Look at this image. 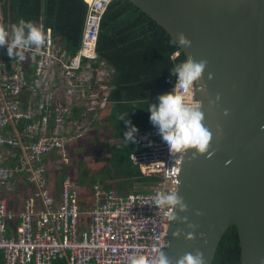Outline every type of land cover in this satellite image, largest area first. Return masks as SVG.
<instances>
[{
    "label": "built area",
    "instance_id": "obj_1",
    "mask_svg": "<svg viewBox=\"0 0 264 264\" xmlns=\"http://www.w3.org/2000/svg\"><path fill=\"white\" fill-rule=\"evenodd\" d=\"M83 1L86 15L74 54L42 18L38 25L48 40L39 53L28 52L19 61L0 48L3 264H125L129 255L152 260L166 248L172 210L156 208L154 198L177 191L184 156L171 160L151 129L137 138L144 141L141 150L129 154L141 176L156 178L146 192L120 194L95 183L82 197L68 175L59 183V194L51 188V166L66 165L69 146L104 121L112 90L114 68L96 50L111 0ZM9 12L5 9L4 20L1 8L0 23L10 29Z\"/></svg>",
    "mask_w": 264,
    "mask_h": 264
},
{
    "label": "water",
    "instance_id": "obj_2",
    "mask_svg": "<svg viewBox=\"0 0 264 264\" xmlns=\"http://www.w3.org/2000/svg\"><path fill=\"white\" fill-rule=\"evenodd\" d=\"M128 1L174 42L183 37L190 45L179 50L184 63L207 61L196 98L213 133L211 155L193 159L189 151L183 158L177 191L187 211L177 215L187 221L169 223L164 253L176 264L199 251L212 264L235 226L240 264H264V0Z\"/></svg>",
    "mask_w": 264,
    "mask_h": 264
},
{
    "label": "trees",
    "instance_id": "obj_3",
    "mask_svg": "<svg viewBox=\"0 0 264 264\" xmlns=\"http://www.w3.org/2000/svg\"><path fill=\"white\" fill-rule=\"evenodd\" d=\"M8 4L11 25L21 19L37 24L41 21L42 0H8ZM2 8L6 20L4 5ZM85 15L83 0H46L43 24L70 54H74L80 45ZM170 43L174 41L168 34L128 0H111L101 21L96 50L114 68L104 120L110 123V138L116 139L113 146L116 156L111 161L114 173L126 179L116 189L119 193L132 182L149 185L156 180L141 176L131 164L129 154L141 150L144 141L128 144L123 137L127 125L120 117L129 118L139 129L138 133L150 130L148 105L155 106L160 97L169 93L174 84L169 72L185 62L184 55L170 48ZM175 52L179 54L173 57ZM119 163L123 166L116 170ZM238 243L235 226H230L221 237L212 264H240ZM0 264H3L2 255ZM54 264L65 263L57 260Z\"/></svg>",
    "mask_w": 264,
    "mask_h": 264
},
{
    "label": "clouds",
    "instance_id": "obj_4",
    "mask_svg": "<svg viewBox=\"0 0 264 264\" xmlns=\"http://www.w3.org/2000/svg\"><path fill=\"white\" fill-rule=\"evenodd\" d=\"M0 6L2 7V2H0ZM9 37L11 38L9 39ZM47 40L45 31L33 21L21 19L12 24L10 29L7 25L0 23V48L6 47L7 55L19 61L25 60V54L28 52L39 53L46 46ZM169 47L184 53L190 49V45L184 41L183 37H177L174 43L169 44ZM206 66L207 61L193 59L176 65L169 72L170 78L176 81L171 93L160 97L155 106L148 105V125L158 137L171 160L179 159L189 151L192 152L193 159L198 155H211L209 149L213 133L204 124L202 102L194 98L195 93L204 88L199 82ZM208 79H212L211 73H209ZM216 99L219 100V96ZM120 119L127 125V130L123 133L125 141L128 144L135 143L139 129L132 124L129 118L121 116ZM217 133L222 134V130L217 128ZM146 147L151 149L152 145L147 144ZM154 205L158 209L172 210L168 216L170 222L178 219L182 223L187 221V217L177 215V212L187 211V205L178 195V191L158 193L154 198ZM200 214L197 212V215ZM188 227L194 229L195 226L188 224ZM179 235V230L173 233V236ZM192 236L190 232L187 238ZM125 264H172V261L161 251L152 260L129 255ZM176 264H205V261L202 253L197 251L195 255L185 254L176 261Z\"/></svg>",
    "mask_w": 264,
    "mask_h": 264
},
{
    "label": "rangeland",
    "instance_id": "obj_5",
    "mask_svg": "<svg viewBox=\"0 0 264 264\" xmlns=\"http://www.w3.org/2000/svg\"><path fill=\"white\" fill-rule=\"evenodd\" d=\"M7 5L8 2L5 0V9L9 8ZM1 8L0 6V10ZM100 124L93 127L92 132L86 135L87 137L69 146L67 149L68 160L66 165L61 167L63 171H58L59 166L50 168L54 172L51 174V182L58 180L60 174L68 175L77 184L78 192L83 193L82 197L86 196V191L95 183L114 190L124 183L126 179L114 173V166L111 163L116 153L113 150L115 143L109 136L111 134L110 124L107 120L102 121ZM122 166L119 163L116 170H119ZM131 185L132 187H130ZM147 187V184L132 182L128 185V188L124 186L120 194L129 192L144 193Z\"/></svg>",
    "mask_w": 264,
    "mask_h": 264
},
{
    "label": "crops",
    "instance_id": "obj_6",
    "mask_svg": "<svg viewBox=\"0 0 264 264\" xmlns=\"http://www.w3.org/2000/svg\"><path fill=\"white\" fill-rule=\"evenodd\" d=\"M106 117H105V115H104V119H105ZM103 120V119H102ZM109 123V122H108ZM110 124V123H109ZM101 125V124H100ZM110 130H111V132H112V129H111V127H110ZM141 135V133H137V136H140ZM112 139V138H111ZM114 142H116L115 140L116 139H112ZM77 142V141H76ZM76 142H74V143H76ZM52 167H54V166H51V168ZM58 171L59 172H61V171H63V169L61 168V167H59L58 168ZM54 172H52L51 170H50V174H49V180H51V174H53ZM63 177H64V175H62V174H60V176H59V179L58 180H55V182H50L51 183V188L53 189V192H54V194H59V187H60V181L63 179ZM103 186V185H102ZM14 195H16L15 194V191H13L12 192Z\"/></svg>",
    "mask_w": 264,
    "mask_h": 264
}]
</instances>
